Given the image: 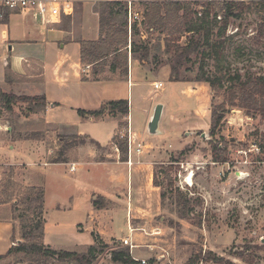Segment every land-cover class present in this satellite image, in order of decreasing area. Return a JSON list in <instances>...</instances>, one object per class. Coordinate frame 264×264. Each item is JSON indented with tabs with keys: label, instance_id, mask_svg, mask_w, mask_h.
<instances>
[{
	"label": "rangeland",
	"instance_id": "obj_1",
	"mask_svg": "<svg viewBox=\"0 0 264 264\" xmlns=\"http://www.w3.org/2000/svg\"><path fill=\"white\" fill-rule=\"evenodd\" d=\"M79 7V3L76 4L75 15L72 18H64L56 27L68 29L73 23L71 22L73 18L77 23ZM8 16L7 21L0 20V30L10 28L11 32L10 38L3 39L0 31V78H3V62L6 61L4 64L10 65V58H15L21 53L20 49L10 51L9 44L11 43L7 42L11 39L21 40L27 37L25 34L27 27L40 33L39 38H37L39 40L35 43L37 45L33 44L28 47V55H31L30 53L33 51L34 56H43V52L40 51H43L42 46L47 43L45 37L47 27L34 20L31 13L21 11V13H9ZM260 16L261 12L258 6L250 5L242 18L232 21L228 28L227 34H232L233 38L226 43L224 54L231 67L240 70V72L264 74V38L259 39L256 36V26ZM91 23L92 19L90 20V16H88L85 23L86 27L82 32L83 38H96V34L91 32ZM145 37L149 39L151 44L158 43L159 39L162 38L156 34H145ZM184 41L185 37L183 36L181 42ZM69 46H66L67 52H69V61L65 63L64 71H66L69 81H72L75 77L78 47L73 44L68 50ZM158 53L162 64L156 69H153V64L146 66L149 69L146 70V78L141 77L138 64H135L132 82L137 83L127 86L125 79H119L111 82H100L95 84V87L81 85L80 92L85 97H92V100L88 102L82 96L79 98V102L90 103L99 107L102 101L127 99L129 97L131 131L137 134V140L147 145L143 150L148 152L150 160L155 163L154 166L158 164L167 166L172 158H179L177 163H173L175 164L173 165L175 185L183 191L189 190L190 195L193 194L201 199V205L196 207V211L201 214V223L198 225L200 214L194 219H180L175 213H172L170 202L166 201L158 217L151 221L153 225L159 227L156 228L157 230H150L139 224H134L137 231L134 234L140 232L141 237L133 241V244L136 245L133 248L120 239L105 236V240H103L97 234L96 236L102 241L103 251L97 254L92 264H117L111 262V252L124 245L129 246L134 259L145 262L153 260L151 264H184L190 255L200 248L203 252L212 250L217 255L223 256L224 259L238 264H246L235 258L230 252L237 248L241 249L246 244L264 242H262L264 240V151L261 154V160L257 157L260 156L257 145L262 142L264 144V117H250L240 109H231L224 117L220 132L216 135L217 139L224 138L228 141L232 150L231 161L224 164L213 162L209 146L211 139L209 135L210 111L212 101L220 102L222 96L213 98L209 85L204 82L170 81L169 65L166 63L168 57L162 51H158ZM187 66H191V71H182L181 77L192 79L198 64L196 62ZM137 76L141 79L138 80ZM46 78L48 79L47 74ZM40 81L41 79H37L27 84L17 85L13 91L17 95L46 92L48 97L61 99L65 102L71 98L65 95L59 96L51 88L44 89L39 84ZM153 81H160L163 86L155 89L152 84ZM96 92L101 102L94 100L93 95ZM71 101L75 102L74 99ZM157 104L163 106L158 126L159 131L157 134H150L147 131L149 119L147 120L146 109H151L153 105L155 107ZM28 108V103H17L13 106L14 115L12 118H14L13 123L17 138L18 140H30L27 137H30L34 132L42 134L50 152L47 157L48 160H52L57 155L61 146L58 142L59 136L68 133H87L101 144H107L116 126L115 119H106L103 122L81 121L78 119L77 113L66 106H56L53 109L50 107L45 119H43L42 113H30ZM4 123L9 127L8 123H11V120L0 103V124ZM8 127H0V143L6 149L13 142L8 133ZM256 130L259 132L258 135L254 133ZM86 143L90 144V141L86 140ZM243 144L248 145L252 155H249L248 150L241 147ZM46 147L44 146L39 152L38 158L34 157L35 155L23 158L24 163H30L28 168L37 171L39 176L44 173L42 162L46 154ZM181 150H185V154L179 155ZM98 152L102 156L103 151L99 150ZM6 161H8L7 157L0 154V162L5 163ZM21 172H23V166L0 164V197L1 183L4 182L7 174H12L11 192L13 193L11 194L15 198L10 205L13 217H15L13 203L25 189V186L16 180L20 177ZM189 174L192 176L190 182L186 180ZM94 180L93 183L98 186L100 191H106V183L102 181L101 168L97 169ZM51 186L53 190L59 191V186L55 182H52ZM85 193L84 191L82 195L85 196ZM48 215V221L45 225L48 235L51 236L55 234L51 227L53 225L52 220L58 215L68 216L69 220H65V226L78 221L85 228L88 223L87 213L62 214L49 211ZM111 218L110 222L116 233L119 235L122 232L128 233L124 210L113 211ZM171 220L172 223L170 224ZM15 224L18 235H20L18 219H15ZM64 230L71 231L68 228H64ZM66 249L71 248L66 247ZM83 250L84 247L78 248L79 252ZM0 264L34 263L23 257L22 254H12L1 259ZM52 264L77 263L65 260L53 261ZM198 264L215 263L201 260ZM256 264L263 263L260 261Z\"/></svg>",
	"mask_w": 264,
	"mask_h": 264
},
{
	"label": "trees",
	"instance_id": "obj_2",
	"mask_svg": "<svg viewBox=\"0 0 264 264\" xmlns=\"http://www.w3.org/2000/svg\"><path fill=\"white\" fill-rule=\"evenodd\" d=\"M250 5L258 6L261 16L256 26V36L264 38V0H105L94 3L93 10L98 14L99 35L96 40L80 41L79 59L82 66H89L87 73H81L82 81H108L116 77L127 79L129 56L142 66L153 64V69L162 64L158 51L168 57L170 81H195L207 83L215 96H222L220 102L212 101L209 135V146L213 162L224 164L231 161L232 150L224 138L217 139L222 121L231 109H240L250 117H264V74L240 72L231 67L226 60L224 49L226 43L233 38L227 31L232 21L239 20L247 12ZM7 12L4 17H7ZM144 34V35H143ZM146 35H158V43L151 44ZM185 41L181 42V38ZM239 51V50H238ZM197 62V71L192 79L184 78L182 71L190 72L191 66ZM11 70L6 65L5 78L10 79ZM0 103L10 116L8 131L11 140H17L14 127L13 106L17 103H28L30 113H43L47 105L45 95H17L6 93L0 88ZM78 115L83 119H94L110 115L118 119V125L112 142L117 146L120 160L127 155L126 138L120 133L127 128L124 120L129 113L126 99L112 100L103 103L96 110L78 109ZM256 135L259 132H254ZM19 136V135H18ZM264 136V135H263ZM30 139L42 140L44 137L34 132ZM60 148L51 162H65L66 151L76 145L86 143L85 135H61ZM257 141V140H256ZM97 148L100 145L91 141ZM257 145V144H255ZM257 156L261 160L264 144L257 145ZM241 147L248 150L247 144ZM242 148V149H243ZM241 149V148H240ZM185 154L181 150L179 155ZM179 158H172L170 164H158L153 169V185L160 189L162 207L170 202L171 211L180 219H194L199 216L196 207L201 205L198 196L189 194L175 185L173 168ZM0 203H12L15 198L12 188V174H7L1 183ZM97 198L94 205L99 207ZM44 190L41 187L27 186L13 203L14 219L19 220L21 241L15 242L13 228L12 245L0 260L12 254H22L34 264H52L53 261L70 260L77 264H92L97 254L103 251L102 241L95 235L94 244L84 246V250H57L43 244ZM172 220L170 221V224ZM201 223V214L198 225ZM83 248V247H82ZM235 258L246 264H264V242L261 244H246L230 252ZM111 262L117 264H151L153 260L142 263L134 259L129 246H122L111 252ZM215 264H238L224 259L212 250L200 248L190 255L184 264H198L200 261Z\"/></svg>",
	"mask_w": 264,
	"mask_h": 264
},
{
	"label": "crops",
	"instance_id": "obj_3",
	"mask_svg": "<svg viewBox=\"0 0 264 264\" xmlns=\"http://www.w3.org/2000/svg\"><path fill=\"white\" fill-rule=\"evenodd\" d=\"M98 1L105 0H74V11H76V4L79 3L80 5L77 12L78 20L77 23H75V18H73L71 21L73 23L68 29L63 27L59 28L56 27V25L61 23L64 18H72L75 15V12L71 16L63 17L58 23L44 25L47 27L45 31L47 43L42 46L43 51L39 50L40 52H43V56H34L32 53L33 51L30 53L31 55H28L29 53H27V51H29L28 47H31L30 45H37L35 43L38 42L39 39L37 38H39L40 34L29 27L26 28L27 30L25 32L27 37L24 39L22 38L21 40L11 39L7 42L11 43L9 44L10 51L12 49H14V51L20 49L21 53L15 56V58H10L9 66L12 74L8 81H6L4 73L6 70V61L3 62L4 72L3 78H0V88L6 93H14L13 88L15 86L27 84L32 82V80L41 79L39 84H41L44 89L51 88L54 90V93L59 96L65 95L66 97L70 96L74 99L75 102L71 101L73 100L71 98L65 102L61 99L48 97L46 92L29 95H45L47 105L42 113L44 117L43 119H45V116H48V110L50 107L53 109L56 106H66L77 113L78 109L96 110L103 103L112 101L109 99L108 101L101 102L100 98L98 99L96 92L93 95V98L94 100H100L101 103L99 107H95V105L90 103L79 102V98L84 96V94L80 92L81 85H91L90 87H95V84H99L100 82H111L112 80L122 79L116 77L108 81L81 80V73H87L89 71V66H82L80 63V41L96 40L98 38V14L93 10L94 3ZM126 1L130 2L131 0ZM5 12H7L8 15L9 13H14L11 11ZM19 12L21 13V11ZM4 13L0 20L7 21L9 16L7 15L5 18ZM88 16H90V20L92 19L91 32L96 34V38L86 39L82 37V32L84 27H86L85 23ZM0 31L3 39L10 38V28H2ZM73 44L78 47V57L76 59L77 62L75 63L76 71L74 80L69 81L67 73L64 71V65L69 61V52H67L66 46L70 45L68 47L69 50ZM47 58L48 60H46ZM135 64H138V71H141L140 73L142 74L141 77H147L146 70L149 69L146 68V66L140 65L136 60H133L131 56H129L128 76L127 79L125 78L127 86L137 83L132 82ZM46 74L48 75V79L46 78ZM137 78L138 80L141 79L138 76ZM84 98L88 102L92 100V97L90 98L84 96ZM126 100L128 101V104H130L129 97H127ZM153 108L154 105L151 109H146L147 120L152 116V111L154 110ZM77 116L81 121L88 120L91 122H103L106 119H115L116 126L114 127L113 134L107 141V144H101L98 140L91 138L87 133L63 134L85 135L87 136L86 140H89L91 145L89 143H85L71 147L65 153L67 161L51 162V160L47 159L50 152L46 147L44 139H17L8 146V149L0 143V154L5 155L8 159L5 163L0 162V164L23 166V172H21L20 177L16 180L25 187L36 186L43 188L44 234L42 240L44 245L57 250H78V248L80 249L84 246L94 244L92 234H98L103 240H105V236L120 239L121 241L127 238L131 243L130 247L133 248L136 246L133 244V241L141 237L140 232L134 234V232H137L136 226L134 225L135 223L149 228L150 230H157L156 228H159L151 222L153 219L158 217L160 211L162 210L160 189L153 185V169L155 163L150 160L151 158H149L148 152H144V150L140 155H137L134 152L131 154L132 163L130 165L126 163L128 158L127 155L125 160H120L118 148L112 142V138L117 130V118L106 115L98 119H94L92 117L83 119L78 115V113ZM124 120L127 121V124L129 120L130 125V113H128ZM1 126H4V128L8 127L5 123L0 124V127ZM7 129L10 131V126ZM131 133L135 138H137V134L132 131ZM91 141L98 143L100 148H97ZM58 142L60 143L59 139ZM44 146L46 147V154L42 162L44 173L42 176H39L37 171L30 170L28 168L30 163H24L23 158H29L34 155V157L38 158L40 156L39 152ZM99 150L103 151L102 156H100L98 152ZM99 168L102 170V181L106 183V191H100L98 186L93 183V181H95L96 171ZM52 182H55L59 186V191L57 189L53 190L51 186ZM84 191L86 192L85 196L82 195ZM97 198L100 201L99 207L94 205V201ZM115 210L125 211V223L128 228L127 234L122 232L121 235H119L116 233V230H114V226L110 220H112L111 216ZM49 211L60 212L62 214L78 212L87 213L88 223L85 228H83L82 223H79L78 221L74 223L72 222L69 226H65L64 222L69 220L68 216L58 215L53 217V225L51 227L54 229L55 234L54 236H51L50 234L48 235L45 225L48 221L47 217L49 216ZM13 228H16V224L12 215L10 203H0V255H4L8 249L14 245V242L12 241ZM64 228H68L71 231H66ZM14 238L15 242L21 241L20 235H18L17 231L14 234ZM66 247L71 249H66Z\"/></svg>",
	"mask_w": 264,
	"mask_h": 264
},
{
	"label": "built area",
	"instance_id": "obj_4",
	"mask_svg": "<svg viewBox=\"0 0 264 264\" xmlns=\"http://www.w3.org/2000/svg\"><path fill=\"white\" fill-rule=\"evenodd\" d=\"M227 1V0H219ZM75 10L74 0H0V18L5 11H28L31 13L34 20L38 21L42 25H48L58 23L65 16L73 15ZM163 86L162 82H153V87L159 89ZM129 120L125 131L120 133L121 138H126L127 141V161L130 165L132 163L131 154L134 152L140 155L143 149L146 147L142 141L137 140L131 133L129 127ZM123 243H131L127 238L123 239ZM144 263V260H141Z\"/></svg>",
	"mask_w": 264,
	"mask_h": 264
},
{
	"label": "water",
	"instance_id": "obj_5",
	"mask_svg": "<svg viewBox=\"0 0 264 264\" xmlns=\"http://www.w3.org/2000/svg\"><path fill=\"white\" fill-rule=\"evenodd\" d=\"M162 108L163 106L161 104H157L154 107L153 114L150 117L148 124H147V131L150 134H157L159 131L158 126H159V121H160L161 114H162ZM263 241L264 240H262V242Z\"/></svg>",
	"mask_w": 264,
	"mask_h": 264
},
{
	"label": "bare ground",
	"instance_id": "obj_6",
	"mask_svg": "<svg viewBox=\"0 0 264 264\" xmlns=\"http://www.w3.org/2000/svg\"><path fill=\"white\" fill-rule=\"evenodd\" d=\"M191 177H192L191 174H189L188 177L186 178V180H187L188 182H190V181H191Z\"/></svg>",
	"mask_w": 264,
	"mask_h": 264
}]
</instances>
